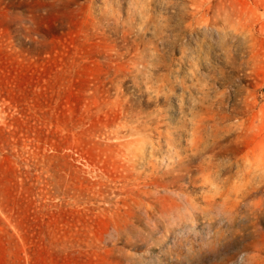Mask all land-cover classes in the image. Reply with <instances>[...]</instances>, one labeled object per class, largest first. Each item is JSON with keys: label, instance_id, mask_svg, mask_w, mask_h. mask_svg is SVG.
Instances as JSON below:
<instances>
[{"label": "rangeland", "instance_id": "rangeland-1", "mask_svg": "<svg viewBox=\"0 0 264 264\" xmlns=\"http://www.w3.org/2000/svg\"><path fill=\"white\" fill-rule=\"evenodd\" d=\"M0 264H264V0H0Z\"/></svg>", "mask_w": 264, "mask_h": 264}, {"label": "clouds", "instance_id": "clouds-1", "mask_svg": "<svg viewBox=\"0 0 264 264\" xmlns=\"http://www.w3.org/2000/svg\"><path fill=\"white\" fill-rule=\"evenodd\" d=\"M143 20V17L141 18ZM141 30H143V23L139 26Z\"/></svg>", "mask_w": 264, "mask_h": 264}]
</instances>
